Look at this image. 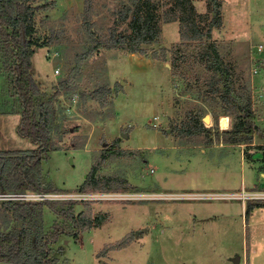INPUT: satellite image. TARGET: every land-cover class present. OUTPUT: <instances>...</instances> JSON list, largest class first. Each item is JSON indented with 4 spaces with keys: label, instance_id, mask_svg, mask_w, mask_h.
Listing matches in <instances>:
<instances>
[{
    "label": "rangeland",
    "instance_id": "374dc122",
    "mask_svg": "<svg viewBox=\"0 0 264 264\" xmlns=\"http://www.w3.org/2000/svg\"><path fill=\"white\" fill-rule=\"evenodd\" d=\"M128 1L92 0L86 9L85 0H31L34 5L50 3L35 13L36 34L50 41L35 49L30 70L43 98L75 65L80 66L83 89L99 83L112 87L123 81L111 105L104 108L90 101L84 109L77 97L56 101L54 123L58 128L52 135L53 143L61 148L50 150L42 161L44 182L61 191L76 189L112 143L108 138H118L121 148L128 137L122 148L125 154L111 155L97 174L125 179L127 187L115 191L166 196L76 200L74 216L88 209L93 219L103 215V221L98 227L79 231L76 237L61 234L52 245V257L57 264H264V205L254 207L245 217L247 203H264V136L255 134L250 144L214 139L209 145L203 134L170 132L188 110L200 107L210 116L206 126L221 130L217 120L222 115L227 116L228 127L232 123L230 114L214 117L220 109L216 101L183 92L181 79L173 83L169 48L179 41L178 22L159 23V39L145 46V57L156 63L141 58L143 70H133L130 53L120 48L100 49L79 61L91 35L105 38L112 27L126 30L124 22L114 25ZM194 5L201 14L207 13L205 0H194ZM221 14L222 25L213 28L212 39L230 67L235 88L250 96L255 121L264 134V0H222ZM162 49H166V60L151 57ZM185 69L189 74L190 68ZM3 71L0 62V150L32 149L34 144L16 131L19 102L11 96ZM85 119L94 120L90 131L91 123ZM84 143L79 151L69 147ZM228 193L244 198L219 196L233 195ZM86 201L88 208L83 204ZM54 221L64 223L44 206L43 231L52 230ZM15 225L0 206V232ZM128 236L132 238L124 247L97 255L104 245ZM235 257H239L236 263Z\"/></svg>",
    "mask_w": 264,
    "mask_h": 264
},
{
    "label": "trees",
    "instance_id": "16d2710c",
    "mask_svg": "<svg viewBox=\"0 0 264 264\" xmlns=\"http://www.w3.org/2000/svg\"><path fill=\"white\" fill-rule=\"evenodd\" d=\"M91 1L85 0L86 9L90 8ZM205 1V14L197 11L194 0L124 2L114 26L124 22L126 30L116 31V27H112L105 38L90 34V45L81 54L79 61L100 52V49L111 48L147 56L145 46L159 39V23L177 21L179 41L169 48L173 83L177 85L176 80L181 79L183 92H190L199 100L209 98L210 101H216L220 109L214 112V117L217 118L221 113L230 114L232 123L230 127L221 130L214 129L213 125L206 126L203 121L206 112L200 107L195 111L188 110L181 123L171 127L170 132L177 136L203 134L205 144L209 145L214 139L229 144H250L255 134H264L255 121L250 96L235 88L230 67L224 63L217 43L212 39L213 28H220L222 25V0ZM49 5L50 3L34 5L31 0H0V62L10 94L19 102L20 119L16 131L34 144V148L29 150H0V193L61 191L54 184L45 183L42 174V161L48 152L61 148L53 143L52 135L58 128L54 123L57 114L56 101L60 97L67 100L77 97L84 109L90 101L104 108L111 105V97L121 87V83L116 81L112 87L107 83H99L93 89H83L79 83L82 75L80 66L75 65L53 85L50 95L43 98L30 70L35 49L48 45L50 41L36 34L35 13ZM192 45L193 48L189 49ZM151 57L166 60V49ZM187 66L190 68L189 74L185 69ZM213 107L212 105L211 108ZM123 153L125 151L118 147V138L113 139L92 163L76 189L109 191L126 188L125 179L115 175L97 174L111 155L120 156ZM83 204L88 208L90 203L86 201ZM75 205L76 201L72 200L58 202L12 199L0 202V206L16 222L13 228L0 232V263L57 264L56 258L52 257L51 248L61 234H72L76 237L79 231L98 227L103 221V215H96L93 219L88 209L74 216ZM263 205L260 201L247 203L245 217H248L254 207ZM44 206L64 221L62 224L54 221L49 232L43 231L41 222ZM130 238L132 237L128 236L116 243L104 245L97 255L104 256L109 250L124 247Z\"/></svg>",
    "mask_w": 264,
    "mask_h": 264
},
{
    "label": "built area",
    "instance_id": "2783aa9c",
    "mask_svg": "<svg viewBox=\"0 0 264 264\" xmlns=\"http://www.w3.org/2000/svg\"><path fill=\"white\" fill-rule=\"evenodd\" d=\"M57 73L58 70L56 69ZM233 195H219V196H234L242 197L237 193H228ZM171 196V195H170ZM218 196V195H213ZM259 197V195H257ZM153 199V198H166V196H157L154 194H143L139 192H122V191H78L77 189L71 191H44V192H26V193H0V200L19 199L23 201H84V200H129V199ZM264 198V195L262 196Z\"/></svg>",
    "mask_w": 264,
    "mask_h": 264
},
{
    "label": "crops",
    "instance_id": "0c3cea01",
    "mask_svg": "<svg viewBox=\"0 0 264 264\" xmlns=\"http://www.w3.org/2000/svg\"><path fill=\"white\" fill-rule=\"evenodd\" d=\"M129 55V57H128V62L129 63H131L132 64V69L133 70H143V64L142 63H140L139 61H141V58L142 59H146L147 57H145V56H142V55H139V54H128ZM134 57V58H133ZM147 62H148V64H150L151 62H155L153 59H151V58H147ZM156 63V62H155ZM221 117V116H220ZM220 117L218 118V124H219V126H220ZM87 122H89L87 119H85ZM210 120V119H209ZM94 122V120L93 121H90L89 123H91L90 125H89V131H90V128H91V126H92V123ZM229 125V124H228ZM228 125H227V127H224V128H222V129H226V128H228ZM121 135H122V133H121ZM101 137V136H100ZM119 137V136H118ZM128 138V137H127ZM127 138H125L123 141L125 142L126 141V139ZM113 139H115V138H108V141H110V140H113ZM122 143L121 142V148H125L127 145H126V143ZM86 143V142H85ZM85 143L83 144V146H80V147H75V146H69V147H72V148H76V150H80L81 148H83L84 147V145H85ZM68 147V148H69ZM130 148V147H129ZM132 148V147H131ZM258 207H260V206H258Z\"/></svg>",
    "mask_w": 264,
    "mask_h": 264
},
{
    "label": "bare ground",
    "instance_id": "6f19581e",
    "mask_svg": "<svg viewBox=\"0 0 264 264\" xmlns=\"http://www.w3.org/2000/svg\"><path fill=\"white\" fill-rule=\"evenodd\" d=\"M210 119V118H209ZM220 127L221 128H224V127H227V125H228V118H227V116H225V115H222L221 117H220Z\"/></svg>",
    "mask_w": 264,
    "mask_h": 264
},
{
    "label": "water",
    "instance_id": "95a60500",
    "mask_svg": "<svg viewBox=\"0 0 264 264\" xmlns=\"http://www.w3.org/2000/svg\"><path fill=\"white\" fill-rule=\"evenodd\" d=\"M22 36H23V38H24V33H22ZM123 81H121V83H122ZM209 118H210V116L208 115V114H206V115H204L203 116V121H204V123H206V122H208L209 121ZM239 257H235L233 260H234V262L236 263V262H238V259Z\"/></svg>",
    "mask_w": 264,
    "mask_h": 264
}]
</instances>
